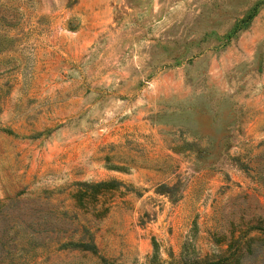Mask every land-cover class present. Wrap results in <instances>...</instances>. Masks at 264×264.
I'll list each match as a JSON object with an SVG mask.
<instances>
[{"label": "rangeland", "instance_id": "obj_1", "mask_svg": "<svg viewBox=\"0 0 264 264\" xmlns=\"http://www.w3.org/2000/svg\"><path fill=\"white\" fill-rule=\"evenodd\" d=\"M14 214L38 264H264V0H0Z\"/></svg>", "mask_w": 264, "mask_h": 264}, {"label": "trees", "instance_id": "obj_2", "mask_svg": "<svg viewBox=\"0 0 264 264\" xmlns=\"http://www.w3.org/2000/svg\"><path fill=\"white\" fill-rule=\"evenodd\" d=\"M77 184H79L82 190L81 189L77 190L75 192V195L77 199H81V195L84 193L85 189L89 191L91 190L93 192H97L103 189L104 187H112L115 184V181L113 179H109V180H97L94 182H79ZM39 212L40 213L38 215L41 220L40 222L37 223V225L44 223L43 218H44L45 210H42V212L39 210ZM14 215L13 216L15 220L13 224H11L9 227H6V231L0 233V248H1L0 261L2 262V264H25L26 257L28 258L30 257L33 259L34 264H38L39 260H37L36 258L42 255L43 250L41 248H35L37 244V239L35 238L34 234L46 228H33L32 231L34 232V234L32 235V233H30L26 238V243L30 244V248L32 249L31 254H29L28 256L24 255L22 252H18L17 254L16 251L18 250L20 251L24 246V245L20 246L19 239L17 238L19 231H22L24 229V226L31 227L32 225L35 224V222L33 220H26L23 217L19 216L18 214H14ZM10 242L13 243L11 247L9 248L6 247L5 244L10 245ZM65 244H66L65 242L59 241L58 247L62 248L66 246ZM78 244L83 246L84 248H90V249H92L94 246L93 242L91 241H86L83 243L77 242V245ZM38 245L42 246V244H38ZM91 251L94 252V250ZM101 257L102 256H99V258L102 261L103 257L102 258ZM171 263L172 264H214L215 261L193 258L189 260H180V262H178L176 259L173 258L171 260Z\"/></svg>", "mask_w": 264, "mask_h": 264}]
</instances>
